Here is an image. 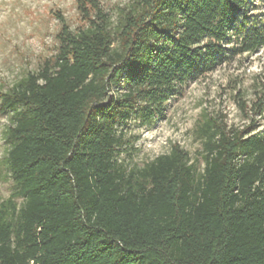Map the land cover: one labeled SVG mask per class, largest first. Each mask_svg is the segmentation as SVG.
I'll return each instance as SVG.
<instances>
[{"label":"trees","instance_id":"trees-1","mask_svg":"<svg viewBox=\"0 0 264 264\" xmlns=\"http://www.w3.org/2000/svg\"><path fill=\"white\" fill-rule=\"evenodd\" d=\"M57 52L8 92L0 264H264V135L205 119L203 169L179 145L119 162L184 85L264 47L254 0H76ZM255 114L262 113L261 102ZM19 200L21 202H19Z\"/></svg>","mask_w":264,"mask_h":264},{"label":"rangeland","instance_id":"rangeland-1","mask_svg":"<svg viewBox=\"0 0 264 264\" xmlns=\"http://www.w3.org/2000/svg\"><path fill=\"white\" fill-rule=\"evenodd\" d=\"M99 1L115 19L131 0ZM254 4L264 15V0H254ZM58 15L64 16L73 29L81 24L76 0H0V92H8L53 58ZM260 102L262 113L255 114V105ZM9 116L0 114V203L14 189L5 162ZM205 119L223 122L228 129L252 127L264 135V47L184 85L181 94L170 99L163 115L150 125L132 120L119 162L126 169L140 168L176 144L188 153L200 173L203 146L198 127Z\"/></svg>","mask_w":264,"mask_h":264}]
</instances>
